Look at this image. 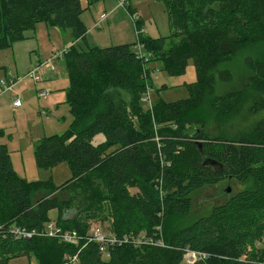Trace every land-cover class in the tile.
I'll use <instances>...</instances> for the list:
<instances>
[{"label": "trees", "instance_id": "obj_1", "mask_svg": "<svg viewBox=\"0 0 264 264\" xmlns=\"http://www.w3.org/2000/svg\"><path fill=\"white\" fill-rule=\"evenodd\" d=\"M98 1L87 0L88 7ZM163 1L172 33L151 38L136 21L140 56L131 44L78 48L88 30L82 0H0V49L25 39L39 23L69 29L74 41L65 51L73 120L65 133L41 138L34 149L39 167L68 161L72 177L58 187L51 178H21L0 142V264L30 254L39 264H187L189 249L209 254L191 264H264L254 249L264 239V118L253 138L235 139L211 135L196 115L215 94L218 78L233 79L227 65L244 54L250 84L261 95L252 111H264V0ZM190 59L197 80L187 85L189 98L145 109L144 96L153 88L147 64L161 61L177 75ZM241 97L240 90L215 94L212 107L225 112ZM99 133L106 141L96 145ZM226 180L247 185L188 221L192 194ZM37 190L48 193L35 202ZM53 209L59 226L83 237L97 221L128 239L110 246L105 257L88 239L74 245L39 234L15 237V225L42 231Z\"/></svg>", "mask_w": 264, "mask_h": 264}, {"label": "rangeland", "instance_id": "obj_2", "mask_svg": "<svg viewBox=\"0 0 264 264\" xmlns=\"http://www.w3.org/2000/svg\"><path fill=\"white\" fill-rule=\"evenodd\" d=\"M82 3L86 8L82 13V19L88 30L85 38L79 39L76 43L80 49L120 44H131L135 48L139 42V34L135 27L137 22L126 8L131 9L137 16L143 32L149 37H168L172 33L163 0H128L125 6H121L119 0H100L91 7H88L87 0H82ZM102 13H107L108 17L103 21L102 26L97 28L95 23L99 21ZM39 29L42 32V50L38 49L40 41L36 37L18 40L12 46L0 49V90L8 79L24 75L39 64L43 66L42 79L38 82L26 78L17 82L12 90L0 94V142L7 145L19 177L30 182L51 178L58 187L72 177L69 162L64 161L53 168H41L36 163L34 149L35 143L41 138L65 133L73 120L66 100V89L71 81L65 51L74 41L69 29L64 31L58 26L46 23L40 24ZM26 35H32L31 31ZM55 53L59 56L52 63L48 62ZM243 57L245 54L227 65L233 72V79L222 82L218 78L215 89V94L240 90L241 100L227 111L217 112L212 107L215 94L207 95L204 104L196 111L197 117L205 121L207 131L213 136L253 138L257 122L264 118V111L258 113L252 111L253 105L261 95L250 84V71L243 63ZM147 67L151 69L152 103L157 101L174 103L189 98L190 90L187 85L197 80L193 59L189 60L184 74L168 73L161 61H152ZM8 71L12 72V76L7 75ZM38 91H48L49 96L45 99L39 98ZM17 98L21 100L19 107L14 106ZM150 106V102H144L145 109H150ZM105 141L103 133L95 135L92 139L96 145ZM246 185L235 180H226L218 185H209L196 190L192 194L193 208L188 221L209 214L213 206L223 202L233 191L242 189ZM229 187L230 194L227 192ZM47 193L44 190H37L33 194L34 201H38ZM60 196L66 198V193ZM58 214V209L51 210L49 212L51 221H57ZM97 223L104 229L108 226V222ZM254 247L261 256H264V239L257 241ZM9 264H39V262L34 254H30L12 258Z\"/></svg>", "mask_w": 264, "mask_h": 264}, {"label": "built area", "instance_id": "obj_3", "mask_svg": "<svg viewBox=\"0 0 264 264\" xmlns=\"http://www.w3.org/2000/svg\"><path fill=\"white\" fill-rule=\"evenodd\" d=\"M128 0H119L121 6H125L126 2ZM127 9V8H126ZM128 10V9H127ZM129 12V10H128ZM130 13V12H129ZM130 15L134 18V21H137V16ZM108 17L107 13L101 14L99 21L95 23V27L100 28L102 26L103 21ZM138 33L140 30H138ZM135 49L138 51L140 56H145L144 50H143V44L139 41L135 45ZM58 53H55L54 55L51 56V58L48 60V62L52 63L55 61V59L58 57ZM145 61H148V58H144ZM42 64H39L35 69L30 70L28 73L24 75H18L17 77H13L12 79H8V82L3 85V88L0 90V94L3 92H7L13 89L14 85L26 78L33 79L35 82H38L39 80L42 79L41 77V71H42ZM12 72L8 71L7 75H11ZM150 92L151 88L149 87L148 92L144 96V101L145 102H150L151 106L150 108L152 109L153 103L151 102L150 98ZM49 96L48 91H38V97L39 98H47ZM21 105V100L17 98L14 101V106L19 107ZM14 234L17 239L21 238H29L32 237L35 234L39 235H44V236H49V237H57L61 239L64 242L71 243L74 245H78L82 239H88L89 241H94L97 242L98 245L100 246L101 250L104 252L105 257H109V247L117 244V243H122L123 241H127L128 237H124L123 240L119 239L117 236L112 235L111 233L107 232L100 224L97 222L91 223L90 229H89V234L85 235L83 237L80 235V233L77 230H71V229H64L63 227L59 226L56 222L54 221H49L46 223L44 229L40 232L37 230H30L26 227L22 226H14ZM209 254L205 251H197V250H187L185 254V261L187 264H191L195 262L196 260L202 258H208ZM73 263H78V258L77 255L74 256L73 258L70 259Z\"/></svg>", "mask_w": 264, "mask_h": 264}, {"label": "crops", "instance_id": "obj_4", "mask_svg": "<svg viewBox=\"0 0 264 264\" xmlns=\"http://www.w3.org/2000/svg\"><path fill=\"white\" fill-rule=\"evenodd\" d=\"M128 9V8H127ZM102 14H104V13H102ZM40 24H42V23H39L38 25H37V27H36V29L35 30H29V31H31V33H32V35H26V38L27 39H32L33 37H36L37 38V40L38 41H40V43L38 44V49L39 50H42V47H43V41H42V32H40V29H39V25ZM45 29H43V31H44ZM34 32V34H33V32ZM28 32V31H27ZM26 32V33H27ZM48 33L50 34V31L48 30ZM34 50H36V49H34Z\"/></svg>", "mask_w": 264, "mask_h": 264}, {"label": "water", "instance_id": "obj_5", "mask_svg": "<svg viewBox=\"0 0 264 264\" xmlns=\"http://www.w3.org/2000/svg\"><path fill=\"white\" fill-rule=\"evenodd\" d=\"M227 192L230 194L231 193V188H227Z\"/></svg>", "mask_w": 264, "mask_h": 264}]
</instances>
